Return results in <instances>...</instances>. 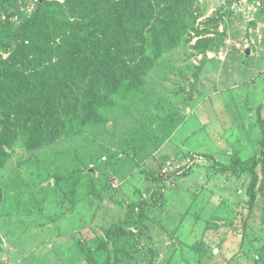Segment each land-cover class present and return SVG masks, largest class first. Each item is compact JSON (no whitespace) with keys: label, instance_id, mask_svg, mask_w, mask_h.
<instances>
[{"label":"rangeland","instance_id":"1","mask_svg":"<svg viewBox=\"0 0 264 264\" xmlns=\"http://www.w3.org/2000/svg\"><path fill=\"white\" fill-rule=\"evenodd\" d=\"M64 1L0 0L3 59L42 5ZM183 14L188 30L128 110L7 150L0 264H264L260 0H187ZM252 159V172L235 173Z\"/></svg>","mask_w":264,"mask_h":264},{"label":"trees","instance_id":"2","mask_svg":"<svg viewBox=\"0 0 264 264\" xmlns=\"http://www.w3.org/2000/svg\"><path fill=\"white\" fill-rule=\"evenodd\" d=\"M186 1L65 0L42 5L17 29L9 56L0 55V170L7 165V150L19 141L36 149L70 133L106 126L111 114L128 110L147 89V73L188 30ZM260 4L264 14V0ZM147 140L140 138L138 145ZM254 162L233 170L252 172ZM79 188V179L67 184L72 203L80 197ZM16 214L23 215V210Z\"/></svg>","mask_w":264,"mask_h":264}]
</instances>
